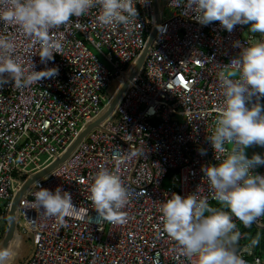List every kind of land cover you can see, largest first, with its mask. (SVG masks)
Returning <instances> with one entry per match:
<instances>
[{
    "label": "built area",
    "instance_id": "obj_1",
    "mask_svg": "<svg viewBox=\"0 0 264 264\" xmlns=\"http://www.w3.org/2000/svg\"><path fill=\"white\" fill-rule=\"evenodd\" d=\"M135 7L136 21L126 27L99 25L98 5L72 17L53 30L62 49L47 64L40 63L38 44L17 26L0 23V35L15 38V56L22 65L32 60L36 70L58 68L57 75L30 86L16 87L9 80L0 88V201L7 202L5 211L31 178L71 148L16 201L15 227L31 237L21 264H194L164 233L159 205L172 193L183 197L197 186L210 205L219 204L201 170L224 158L218 153L216 159L207 139L223 103L218 73L233 70L231 59L264 36L246 30L249 24L235 25L231 32L219 21L202 25L171 0L157 26L152 0H137ZM117 95L113 110L88 129ZM260 102L264 105V98ZM250 147L263 150L264 156V146ZM122 151L128 158L117 169ZM101 165L119 175L129 191L123 223L88 219L96 215L88 197ZM251 171L264 175V165ZM37 181L72 194L74 207L63 224L32 207ZM261 218L245 226L233 217L240 234L235 251L246 264L264 260L253 243L238 246L245 237L240 226L260 239Z\"/></svg>",
    "mask_w": 264,
    "mask_h": 264
},
{
    "label": "clouds",
    "instance_id": "obj_2",
    "mask_svg": "<svg viewBox=\"0 0 264 264\" xmlns=\"http://www.w3.org/2000/svg\"><path fill=\"white\" fill-rule=\"evenodd\" d=\"M136 3L137 0H0V23L17 26L26 38L38 44L40 63L47 64L62 49V42L54 38V29L97 5L100 11L95 19L99 25L126 27L136 21ZM171 3L182 4L183 14H193L192 18L202 25L219 21L231 32L235 25L249 24L250 32L264 36V0H171ZM233 46L238 47L239 42ZM15 50V38L0 35V88L9 80L16 87H27L58 74L57 67L36 70L32 60L25 67L16 58ZM228 65L233 70L218 73L223 103L217 110L214 130L207 137L216 159L218 153L224 154V158L201 169L212 190V199L222 207L211 206L207 197L199 195L200 186L183 197L172 193L159 205L164 233L177 242L184 256L194 259V264H246L235 251L240 234L235 230L233 217L248 226L264 216V175L251 171L264 165V156L253 153L249 158L245 154L248 146H264V105L260 102L264 98V39L243 47ZM199 151L205 153L204 149ZM122 153L116 160L117 169L128 158L126 151ZM36 189L32 193V207L63 224L65 213L74 207L72 194L62 186L51 190L38 181ZM89 192L88 199L96 213L88 218L90 222H124L123 209L129 202V191L119 175L101 165ZM11 254L9 248L0 247V264H5Z\"/></svg>",
    "mask_w": 264,
    "mask_h": 264
},
{
    "label": "rangeland",
    "instance_id": "obj_3",
    "mask_svg": "<svg viewBox=\"0 0 264 264\" xmlns=\"http://www.w3.org/2000/svg\"><path fill=\"white\" fill-rule=\"evenodd\" d=\"M162 11V7H161ZM246 30H249V25H247ZM100 61L103 62V60L100 58ZM104 63V62H103ZM253 153L261 154L263 156V150H259L257 147H246L245 154L247 157H251ZM2 201H0L1 203ZM220 207H222L220 205ZM17 216L16 212L14 211V221L17 222ZM262 222V228L260 230L261 237L258 239V241L262 240L264 238V216L261 218ZM0 226L2 227V221L0 222ZM5 227V226H4ZM2 233L0 231V247L2 246V241L4 238H2ZM21 232L18 228L15 227L14 235L12 239L9 241L7 248L11 250V256L8 258V260L5 262V264H21L22 260L29 254L30 248H31V237L30 236H23V238L20 237ZM21 236V237H22ZM5 237V236H4Z\"/></svg>",
    "mask_w": 264,
    "mask_h": 264
},
{
    "label": "water",
    "instance_id": "obj_4",
    "mask_svg": "<svg viewBox=\"0 0 264 264\" xmlns=\"http://www.w3.org/2000/svg\"><path fill=\"white\" fill-rule=\"evenodd\" d=\"M152 7L154 10V13L157 14V6L155 3V0H152ZM159 22V18L155 19V26L158 25ZM150 42V41H149ZM149 44V43H148ZM143 55L142 54L139 57V60L137 61V64L134 68V73L138 70L139 66L141 65V62L143 60ZM119 98V95H117V97L113 100V102L108 106V108L106 109V111L100 116V118H98L94 123H92L90 125V128L96 126L99 122H101L103 119L106 118V116L113 110L117 100ZM82 137V136H81ZM71 150V148L53 165L49 166L46 170H44L42 173H40L39 175L31 178L23 187L22 191L28 186V184H30L33 180L40 178L42 175L46 174L48 171H50L53 167H55L59 162H61L62 160H64V158L67 156V154L69 153V151ZM22 191H20L19 193H17L12 201L10 202V206H9V211L7 212V222H8V229L7 232L5 234V237L2 241V246L1 247H7L9 241L12 239L13 235H14V231H15V221H14V210H15V206H16V201L19 198L20 194L22 193Z\"/></svg>",
    "mask_w": 264,
    "mask_h": 264
},
{
    "label": "trees",
    "instance_id": "obj_5",
    "mask_svg": "<svg viewBox=\"0 0 264 264\" xmlns=\"http://www.w3.org/2000/svg\"><path fill=\"white\" fill-rule=\"evenodd\" d=\"M7 206V202L0 203V222L2 221L3 226H0V231L2 233V238H4L7 229H8V222H7V212L5 211V207ZM213 207L221 208L220 204H211ZM224 211H228L227 208H223ZM5 226V227H4ZM240 231L244 233V239L239 242L238 246L247 242H251L254 244V249L257 250L258 254L264 260V238L258 241L255 232L251 231L250 229L244 227L243 224L240 226Z\"/></svg>",
    "mask_w": 264,
    "mask_h": 264
},
{
    "label": "crops",
    "instance_id": "obj_6",
    "mask_svg": "<svg viewBox=\"0 0 264 264\" xmlns=\"http://www.w3.org/2000/svg\"><path fill=\"white\" fill-rule=\"evenodd\" d=\"M167 1L168 0H155L156 6H157V14L154 13V15H155L154 16V23H155L156 18H159V20H160L168 14L167 9L165 8V3ZM161 7H162V11H161ZM21 236L22 235H20L19 238H23V236L22 237Z\"/></svg>",
    "mask_w": 264,
    "mask_h": 264
}]
</instances>
